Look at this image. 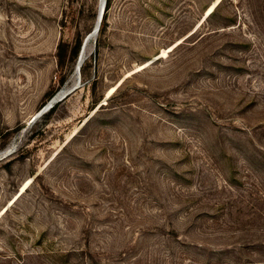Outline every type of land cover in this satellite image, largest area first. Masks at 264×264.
I'll list each match as a JSON object with an SVG mask.
<instances>
[{"label": "rangeland", "instance_id": "obj_1", "mask_svg": "<svg viewBox=\"0 0 264 264\" xmlns=\"http://www.w3.org/2000/svg\"><path fill=\"white\" fill-rule=\"evenodd\" d=\"M215 1L107 0L78 80L102 0H0V264H264V0Z\"/></svg>", "mask_w": 264, "mask_h": 264}, {"label": "water", "instance_id": "obj_2", "mask_svg": "<svg viewBox=\"0 0 264 264\" xmlns=\"http://www.w3.org/2000/svg\"><path fill=\"white\" fill-rule=\"evenodd\" d=\"M106 1H107V0H102L101 11H100V13H99V18H100V20H99V26H100V23H101V19H103V17H104ZM98 28H99V27H98ZM92 34H93V32L90 33V34L86 37V39H85V41H84V44H83V46H82V49H81V55H82L83 53L85 54V50H86L87 44H88L89 40L91 39ZM76 72L78 73V74H77L78 80H80V77H81L80 66H78ZM68 93H69L68 90H63V91L59 92V93H58V97H56V98L53 97V98L48 102V104H46L42 109H40V110L37 112V114L35 115V118H38V117L41 116L43 113H45L46 111H48V110H49V109H50V108H51L56 102H58V101H59L60 99H62L63 97H66V95H67Z\"/></svg>", "mask_w": 264, "mask_h": 264}, {"label": "bare ground", "instance_id": "obj_3", "mask_svg": "<svg viewBox=\"0 0 264 264\" xmlns=\"http://www.w3.org/2000/svg\"><path fill=\"white\" fill-rule=\"evenodd\" d=\"M219 2H220V0H216L215 3H213V4L207 9V12H206V14H205V17H207V16L211 13V11L216 7V5H217ZM100 11H101V8H100ZM100 11H99V13H100ZM99 20H100V18H99V15H98V21H97L96 27L92 30L93 34H92L91 39L95 38V36H97V34H98V32H99V29H100L101 24H102V19H101L100 26H99ZM98 27H99V28H98ZM92 32H91V33H92ZM166 52H167V49H164V51H163L162 53L165 54ZM86 53H87V48H86V50H85V54L83 53V54L81 55V52H80L79 57H78V61H77V63H76V70H77L78 66H80V72H81V68H82V66H83V63H84V61H85V59H86ZM77 74H78V73L76 72V75H77ZM117 86H118V85L115 86V88L113 89V91L117 88ZM113 91H112V92H113ZM112 92L110 93V95L112 94ZM108 94H109V93H108ZM56 97H58V95H57ZM56 97H54V98H56ZM28 183H29V182H28ZM28 183H27V185H28Z\"/></svg>", "mask_w": 264, "mask_h": 264}, {"label": "trees", "instance_id": "obj_4", "mask_svg": "<svg viewBox=\"0 0 264 264\" xmlns=\"http://www.w3.org/2000/svg\"><path fill=\"white\" fill-rule=\"evenodd\" d=\"M221 1V0H220ZM218 5V4H217ZM216 5V6H217ZM216 7L211 11V15L216 11ZM207 12V11H206ZM209 14V15H210ZM105 15V14H104ZM208 15V16H209ZM206 18V17H205ZM102 21H103V19H102ZM80 54V53H79ZM79 57V56H78ZM62 101V100H61ZM61 101H58L57 103H55L47 112H45L44 114H46V117L48 116V115H51L55 110H56V108H57V106L59 105V103L61 102Z\"/></svg>", "mask_w": 264, "mask_h": 264}]
</instances>
